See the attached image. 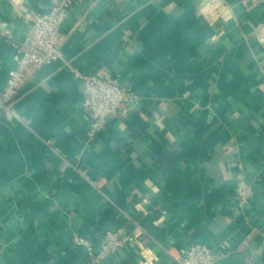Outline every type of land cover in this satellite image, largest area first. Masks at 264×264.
<instances>
[{"label": "crops", "instance_id": "obj_1", "mask_svg": "<svg viewBox=\"0 0 264 264\" xmlns=\"http://www.w3.org/2000/svg\"><path fill=\"white\" fill-rule=\"evenodd\" d=\"M58 1L0 0V264H175L192 243L215 264H264V4L74 0L63 59L32 73L9 111L15 47ZM75 71L117 79L140 106L90 140ZM241 177L255 186L247 205ZM118 225L137 242L103 262L72 245Z\"/></svg>", "mask_w": 264, "mask_h": 264}, {"label": "built area", "instance_id": "obj_2", "mask_svg": "<svg viewBox=\"0 0 264 264\" xmlns=\"http://www.w3.org/2000/svg\"><path fill=\"white\" fill-rule=\"evenodd\" d=\"M74 0H59L48 13L36 15L32 19V32L16 49V68L10 74L5 88L1 106L11 110L12 104L24 84L34 72L41 70L47 64L63 59L61 53L62 34L61 24L66 16L67 9ZM124 3L127 0H115ZM252 4H264V0H245ZM216 9H226L221 0H211ZM4 32L3 37H8ZM83 83V108L92 119L90 140L104 129L110 119L128 120L137 110L142 101L131 87L123 86L117 79L99 77L95 75H81L75 71ZM255 194V186L240 178L236 186V197L240 204L247 205ZM137 242L136 231L128 225H118L103 232L96 244L87 236L76 235L72 240L73 247L91 262H103L118 253L122 248L134 245ZM218 256L206 245L192 243L187 248L179 250L174 256L175 264H215Z\"/></svg>", "mask_w": 264, "mask_h": 264}, {"label": "trees", "instance_id": "obj_3", "mask_svg": "<svg viewBox=\"0 0 264 264\" xmlns=\"http://www.w3.org/2000/svg\"><path fill=\"white\" fill-rule=\"evenodd\" d=\"M165 158V155L163 156ZM167 165L172 166L176 163L175 158L172 155L166 154Z\"/></svg>", "mask_w": 264, "mask_h": 264}, {"label": "clouds", "instance_id": "obj_4", "mask_svg": "<svg viewBox=\"0 0 264 264\" xmlns=\"http://www.w3.org/2000/svg\"><path fill=\"white\" fill-rule=\"evenodd\" d=\"M14 2H15L17 5H20V4H22L23 0H14ZM201 11L204 12V11H206V9H202Z\"/></svg>", "mask_w": 264, "mask_h": 264}]
</instances>
